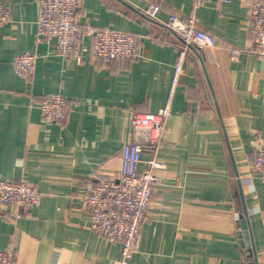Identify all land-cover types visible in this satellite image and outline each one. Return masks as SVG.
Masks as SVG:
<instances>
[{"label":"crops","instance_id":"1","mask_svg":"<svg viewBox=\"0 0 264 264\" xmlns=\"http://www.w3.org/2000/svg\"><path fill=\"white\" fill-rule=\"evenodd\" d=\"M1 1L11 17L0 24V174L25 178L41 197L17 219L0 206V247L12 243L17 264L119 259V243L90 231L83 195L88 184L117 175L132 115L164 105L181 44L164 21L193 14L217 45L192 49L185 61L157 152L165 168L130 264H247L236 212L264 264V181L252 165L255 144L264 143V61L249 51L252 0H203L195 9L192 0H78L82 26L137 37L133 57L101 63L91 59L90 35L78 57L37 37L39 0ZM150 3L159 4L158 19L142 11ZM231 46L241 50L235 59ZM23 51L36 54L30 79L13 69ZM53 92L68 102L62 123L40 117L38 97Z\"/></svg>","mask_w":264,"mask_h":264},{"label":"built area","instance_id":"2","mask_svg":"<svg viewBox=\"0 0 264 264\" xmlns=\"http://www.w3.org/2000/svg\"><path fill=\"white\" fill-rule=\"evenodd\" d=\"M202 3L203 0H192L193 9ZM78 6V0H39L37 37L53 39L54 52L59 55L78 57L83 49L85 35H90L91 59L96 63L135 55L137 37L132 32L111 26H82L76 15ZM159 10L157 3H150L142 9L152 19H158ZM10 17V7L0 0V24L8 22ZM248 25L253 39L249 51L264 61V0H252L249 4ZM164 26L177 33L181 39L165 103L155 112H135L132 115V139L121 146L117 175L88 184L82 199L90 231L109 243H119L121 246L120 257L114 264H130L132 256L138 251L141 226L149 219L153 191L155 185L161 182L165 168L157 152L185 61L192 49L217 45L214 35L200 28L193 14L183 18L171 13L164 21ZM229 50L233 59L241 53L234 46L229 47ZM35 62L34 52L18 53L13 62L15 74L30 79ZM38 105L44 122L62 123L67 118L68 102L60 92L40 95ZM144 153L148 154L145 160L142 158ZM252 165L254 172L264 181V143L255 144ZM40 197L38 189L25 178H5L0 174V206L9 211L10 217H21L29 208L39 204ZM235 217H239L238 212ZM0 264H17L12 243L0 247Z\"/></svg>","mask_w":264,"mask_h":264},{"label":"water","instance_id":"3","mask_svg":"<svg viewBox=\"0 0 264 264\" xmlns=\"http://www.w3.org/2000/svg\"><path fill=\"white\" fill-rule=\"evenodd\" d=\"M238 220L240 225L238 231V237L240 239L239 242L241 246L245 249L247 258L251 259V261H249L247 264H257L246 217L243 215H239Z\"/></svg>","mask_w":264,"mask_h":264},{"label":"trees","instance_id":"4","mask_svg":"<svg viewBox=\"0 0 264 264\" xmlns=\"http://www.w3.org/2000/svg\"><path fill=\"white\" fill-rule=\"evenodd\" d=\"M115 61V60H114Z\"/></svg>","mask_w":264,"mask_h":264}]
</instances>
